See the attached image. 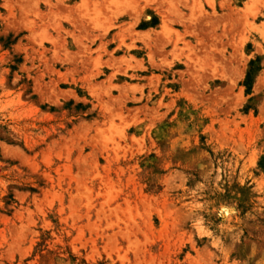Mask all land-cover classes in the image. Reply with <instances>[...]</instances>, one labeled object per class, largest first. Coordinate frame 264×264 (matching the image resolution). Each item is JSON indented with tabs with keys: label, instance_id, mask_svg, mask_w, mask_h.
I'll use <instances>...</instances> for the list:
<instances>
[{
	"label": "rangeland",
	"instance_id": "374dc122",
	"mask_svg": "<svg viewBox=\"0 0 264 264\" xmlns=\"http://www.w3.org/2000/svg\"><path fill=\"white\" fill-rule=\"evenodd\" d=\"M0 264H264V0H0Z\"/></svg>",
	"mask_w": 264,
	"mask_h": 264
}]
</instances>
